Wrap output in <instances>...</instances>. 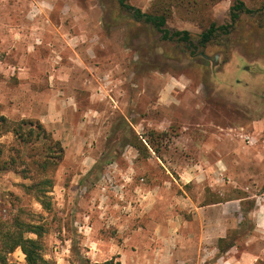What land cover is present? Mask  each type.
<instances>
[{"label": "rangeland", "instance_id": "obj_1", "mask_svg": "<svg viewBox=\"0 0 264 264\" xmlns=\"http://www.w3.org/2000/svg\"><path fill=\"white\" fill-rule=\"evenodd\" d=\"M184 1L167 26L196 42L234 0L203 17ZM190 51L118 0H0V114L39 120L63 147L48 208L33 179L0 172V218L42 224L49 264H264V24L242 15Z\"/></svg>", "mask_w": 264, "mask_h": 264}, {"label": "trees", "instance_id": "obj_2", "mask_svg": "<svg viewBox=\"0 0 264 264\" xmlns=\"http://www.w3.org/2000/svg\"><path fill=\"white\" fill-rule=\"evenodd\" d=\"M198 1L186 0V3L195 6L193 12H199L203 17L202 12L206 7L219 0ZM184 2V0H152L149 11H142L131 5L128 0H118L119 6L128 12L133 20L148 24L164 40L183 43L191 50V55L196 53L195 49L198 47L205 48L220 38H227L242 15L257 16L259 22L264 24V0H249V5L244 0H234L228 10V21L223 24H217L212 20L201 23L203 30L197 35L195 42L189 31L171 29L167 26L171 12L182 6ZM6 134L12 135L14 143L6 148L5 144L0 142V172L12 171L23 179H33V183L23 185L24 189L34 194L39 202L48 208L49 202L45 198L54 185L48 174L52 173L62 160L63 147L60 141L55 139L39 120L11 119L0 114V137ZM143 138L156 152L155 140L165 138V133L152 130ZM133 145L139 151L147 152L146 144L141 139L136 138ZM32 171L35 173L33 174ZM44 231L42 224L24 221L17 216L0 218V264H18L8 257L17 248L24 255V264H49L42 249L41 237ZM231 246L232 243L227 242L226 237L217 240L216 247L220 252H225ZM103 264L120 263L109 259Z\"/></svg>", "mask_w": 264, "mask_h": 264}]
</instances>
